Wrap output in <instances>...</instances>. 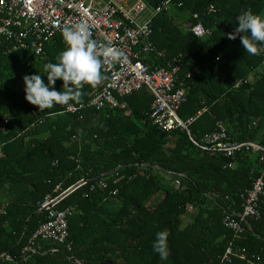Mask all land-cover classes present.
<instances>
[{"label":"trees","instance_id":"trees-1","mask_svg":"<svg viewBox=\"0 0 264 264\" xmlns=\"http://www.w3.org/2000/svg\"><path fill=\"white\" fill-rule=\"evenodd\" d=\"M146 1L155 6L160 0ZM173 1L181 6L155 18L153 49L144 62L165 69L180 65L177 83L187 97L178 114L186 120L202 111L190 126L192 137L200 140L221 122L230 140L264 146V54L247 53L239 36L227 35L247 9L264 17V0ZM193 14L210 37L189 31ZM65 47L59 34L40 55L0 48V123L7 120L0 130V264H226L229 245L230 264H264V196L259 218L248 219L239 238L223 225L224 213L242 212V196L254 178L264 179V164L250 154L208 155L184 131L153 126L146 89L124 98L125 109L87 108L82 119L62 114V105L39 112L25 99L23 77L44 75V65L57 62ZM103 74L99 85H85L78 103L103 87ZM248 78L251 84L234 88ZM62 83L57 79L54 87L63 91ZM118 177L112 188H99V179L111 183ZM80 179L86 185L56 207L74 210L66 242L37 240L33 251H24L46 219L40 211L45 197L58 194L56 185L65 190ZM114 188L116 195L110 194ZM165 229L170 255L162 260L153 241ZM242 250L261 260H240Z\"/></svg>","mask_w":264,"mask_h":264},{"label":"built area","instance_id":"built-area-1","mask_svg":"<svg viewBox=\"0 0 264 264\" xmlns=\"http://www.w3.org/2000/svg\"><path fill=\"white\" fill-rule=\"evenodd\" d=\"M173 0H160L151 6L146 0H0V48L4 54L18 51L43 53V46L54 40L65 26L87 20L91 26L92 37L102 44L111 45L125 53L124 59L115 64L105 63L103 73L107 80L102 88L94 90L92 97L84 103H73L72 107H64L62 114L77 116L82 119L87 108L102 110L105 108L125 109L124 98L146 89L152 97L148 119L153 126L163 131H184L190 142L202 152L211 155H222L232 158L241 152L258 151L262 154L264 164V148L251 143H236L230 140L220 122L213 130L203 134L199 139L191 135L190 126L202 114L197 112L194 117L183 120L178 111L186 102V92L177 83L180 65L168 69L151 67L146 64V58L153 49L151 41L155 18L161 14H169L171 8L180 7ZM214 13L213 8H209ZM196 23L189 28L196 38L210 36L199 21V15L193 14ZM12 35L9 36L8 33ZM29 55V54H28ZM240 85V84H239ZM238 84L236 86H239ZM7 120L0 123V130L5 131ZM3 157L0 145V158ZM228 163L227 167H232ZM121 177L99 179L98 186L107 190L115 186ZM84 179L61 190L60 185L54 187L56 196H46L40 204V211L46 213L45 221L34 231L28 240L24 251H33L35 241H50L64 244L69 237L68 218L73 215V209L58 210L56 207L67 196L86 185ZM175 186L179 182L175 181ZM94 189V186H92ZM114 188L110 194L116 195ZM264 196V179L256 177L252 180L251 188L242 196V212L233 210L224 213L223 225L233 235L239 238L244 230L249 229L248 219L259 218L260 198ZM69 246V245H68ZM232 248H226L222 261L230 264ZM242 261L258 263L261 259L256 255L246 254L242 250L239 257Z\"/></svg>","mask_w":264,"mask_h":264},{"label":"clouds","instance_id":"clouds-1","mask_svg":"<svg viewBox=\"0 0 264 264\" xmlns=\"http://www.w3.org/2000/svg\"><path fill=\"white\" fill-rule=\"evenodd\" d=\"M235 21L238 23L234 31L227 34L228 37L236 39L239 36L243 48L249 54L257 56L264 54V17L252 9H247L237 15ZM8 35L12 34L9 32ZM62 36L66 47L59 54L57 62L46 63L44 75L36 72L23 77L25 99L37 106L39 112L54 109L58 105L72 107V102L78 103L82 100L85 85L94 87L103 81L105 63L115 64L126 58L122 50L94 39L87 20L65 26ZM57 79L63 81L61 85L63 91L54 87ZM236 85L234 86L236 89L241 87V84ZM169 235L167 229L159 231L153 241V249L162 260H167L170 255Z\"/></svg>","mask_w":264,"mask_h":264},{"label":"crops","instance_id":"crops-1","mask_svg":"<svg viewBox=\"0 0 264 264\" xmlns=\"http://www.w3.org/2000/svg\"><path fill=\"white\" fill-rule=\"evenodd\" d=\"M260 69V68H259ZM259 69L258 70H256L255 71V73H257L258 71H259ZM236 84H241V86H244V85H247V84H251V79L250 78H248V79H241V80H239V81H236L235 82V84H234V86L236 85ZM141 91V90H140ZM151 96V95H150ZM114 109H120V108H114ZM120 110H122V109H120ZM255 124V123H254ZM208 126L210 127L211 126V124H208L206 127H204L205 129H208ZM224 127V126H223ZM225 128V127H224ZM232 139V138H231ZM233 141V140H232ZM233 142H237V143H244V142H238V141H233ZM245 142H251V143H254V144H257V145H260L261 147H263L264 148V146L263 145H261L260 143H258L257 141H245ZM205 153V152H204ZM208 154V153H207ZM243 154H250L251 155V157H257L258 158V160H259V163H263L262 161H261V158H262V154L260 153V152H258V151H255V150H252L251 152H241V153H238V155L236 156V158L239 156V155H243ZM208 155H211V154H208ZM236 163V162H235ZM263 165V164H262ZM168 178V176L166 177V179ZM241 209H242V207H241ZM259 209H260V204H259Z\"/></svg>","mask_w":264,"mask_h":264},{"label":"rangeland","instance_id":"rangeland-1","mask_svg":"<svg viewBox=\"0 0 264 264\" xmlns=\"http://www.w3.org/2000/svg\"><path fill=\"white\" fill-rule=\"evenodd\" d=\"M19 87H21L20 85H19ZM24 86L22 85V87L21 88H23ZM204 120H206V117L205 116H203L201 119H200V122H202V121H204Z\"/></svg>","mask_w":264,"mask_h":264},{"label":"bare ground","instance_id":"bare-ground-1","mask_svg":"<svg viewBox=\"0 0 264 264\" xmlns=\"http://www.w3.org/2000/svg\"><path fill=\"white\" fill-rule=\"evenodd\" d=\"M193 35V34H192ZM260 146V145H259ZM250 224V223H249Z\"/></svg>","mask_w":264,"mask_h":264}]
</instances>
